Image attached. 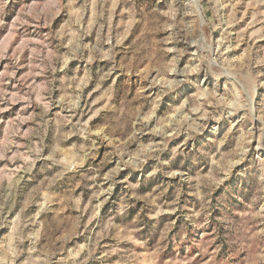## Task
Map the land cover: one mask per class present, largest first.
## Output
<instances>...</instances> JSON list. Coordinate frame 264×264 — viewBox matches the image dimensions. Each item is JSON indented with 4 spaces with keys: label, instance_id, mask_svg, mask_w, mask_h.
<instances>
[{
    "label": "rangeland",
    "instance_id": "374dc122",
    "mask_svg": "<svg viewBox=\"0 0 264 264\" xmlns=\"http://www.w3.org/2000/svg\"><path fill=\"white\" fill-rule=\"evenodd\" d=\"M0 264H264V0H0Z\"/></svg>",
    "mask_w": 264,
    "mask_h": 264
}]
</instances>
